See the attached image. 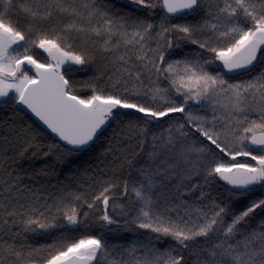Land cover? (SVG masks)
<instances>
[{
	"label": "snow or ice",
	"instance_id": "1",
	"mask_svg": "<svg viewBox=\"0 0 264 264\" xmlns=\"http://www.w3.org/2000/svg\"><path fill=\"white\" fill-rule=\"evenodd\" d=\"M0 264H264V0H0Z\"/></svg>",
	"mask_w": 264,
	"mask_h": 264
},
{
	"label": "trees",
	"instance_id": "2",
	"mask_svg": "<svg viewBox=\"0 0 264 264\" xmlns=\"http://www.w3.org/2000/svg\"><path fill=\"white\" fill-rule=\"evenodd\" d=\"M76 78L77 79L84 78L83 73H77L76 74ZM108 135H110V133ZM45 142H47V141H45ZM101 143H106V141L102 139ZM55 167L57 168L58 171H61L62 170L64 172H67V166L66 165H56ZM61 178H63V177H61ZM127 235L128 236H131L130 233H128ZM32 242L33 243H37V244L50 243L51 242V238L50 237H45V236H39V237H35Z\"/></svg>",
	"mask_w": 264,
	"mask_h": 264
}]
</instances>
